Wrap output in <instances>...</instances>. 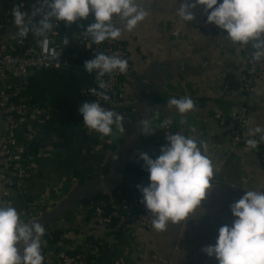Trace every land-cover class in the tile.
Returning <instances> with one entry per match:
<instances>
[{"label": "crops", "instance_id": "0c3cea01", "mask_svg": "<svg viewBox=\"0 0 264 264\" xmlns=\"http://www.w3.org/2000/svg\"><path fill=\"white\" fill-rule=\"evenodd\" d=\"M139 2L146 18L132 31L123 30L119 38L131 73L122 79L119 95L103 106L123 115L125 131L113 126L112 134L101 138L82 121L59 139L47 127L49 110L36 106L8 134L30 177L8 192L7 204L25 222L44 226L45 264H59L68 252L93 256L96 264H147L149 255L161 264H218L201 249L215 244L221 226H231V204L246 191L264 192V165L258 154L246 144H232L229 134L230 118L239 106L248 112L247 134L264 128V75L248 90L243 88L248 44L232 42L221 28L208 23L203 6L192 9L193 21H185L177 15L181 0ZM14 5L29 14L26 20L40 19L31 16L33 6L39 7L37 0H0V44L18 37L11 12ZM89 23L56 21L60 49L66 46L65 38L89 47L92 40L83 34ZM115 25L124 28L119 18ZM40 38L29 32L22 40L32 44ZM27 77L6 70L0 82L14 86ZM227 77L233 81L231 91L225 90ZM184 96L194 100V110L182 115L168 108V99ZM146 118L156 131L147 136L138 124ZM165 119L172 123L161 128ZM175 133L192 136L206 146L202 152L214 165L211 188L186 221L169 223L164 231L154 230L152 224L138 227L135 219L142 193L137 186L150 182L139 153L155 159L154 150L167 143L165 135ZM4 136L0 117V142ZM33 142L44 147L27 151ZM97 196L108 197L123 216L125 226L120 232L118 225L110 229L95 222L92 212L104 204Z\"/></svg>", "mask_w": 264, "mask_h": 264}, {"label": "clouds", "instance_id": "9594fccd", "mask_svg": "<svg viewBox=\"0 0 264 264\" xmlns=\"http://www.w3.org/2000/svg\"><path fill=\"white\" fill-rule=\"evenodd\" d=\"M37 3L39 7L33 6L31 16H39V20H26L29 14L21 5H14L11 10L13 23L18 28L16 35L21 38L27 37L29 32L36 37H46L55 21L71 25L91 16L93 22L83 34L95 44H101L119 39L123 30L132 31L147 16L139 0H37ZM198 5L207 13V22L221 28L232 42L252 43L253 61L264 59V0H181L177 15L185 21H193L192 9ZM114 18L123 22V29L113 23ZM64 43H69L67 38ZM83 68L90 74L96 73L101 90L90 91L108 101L110 97L106 94L103 77L116 71L126 73L128 62L117 55L98 53L95 58L86 60ZM167 106L183 115L195 109V102L188 96L172 97ZM79 113L84 126L101 134V138L111 135L113 126L121 133L125 131L123 115L102 107L99 102L80 103ZM171 123L170 119H165L160 127L166 128ZM138 124L145 136L156 132L148 118ZM258 133H262L260 140H264V128L249 130L250 136ZM165 139L167 143L155 159L147 153H139L150 182L137 188L157 231H164L169 223L184 222L194 214L205 200L214 176V165L204 154L203 143L198 144L194 137L180 133L166 134ZM246 144L249 149H255L258 141L249 139ZM230 210L234 217L231 226H221L215 244L201 251L214 257L218 264H264V192L246 191L230 205ZM44 232L39 222H25L15 207L0 205V264H43L41 237Z\"/></svg>", "mask_w": 264, "mask_h": 264}, {"label": "built area", "instance_id": "2783aa9c", "mask_svg": "<svg viewBox=\"0 0 264 264\" xmlns=\"http://www.w3.org/2000/svg\"><path fill=\"white\" fill-rule=\"evenodd\" d=\"M85 21L93 22V17L90 16ZM115 21L116 18L113 20L114 24ZM54 24L53 30L46 37H41L32 44H25L19 36L11 41L0 44V76L3 77L6 70H10L18 77H26L35 70H49L61 67L64 63L56 59L60 45L56 40V21ZM119 42V39L106 40L101 44H95L90 52L94 56L98 53H104L106 55H117L127 60L128 69L126 73L121 74L116 71L103 77L107 85L106 91L112 94L119 89L122 79L131 73V65L128 61L127 52ZM254 50L252 43H249L245 58L244 90H248L254 80L261 79L264 75L263 59L260 61L252 60ZM94 81L96 82L95 72ZM19 88L20 84L11 86L0 82V115L3 117L5 126V136L0 142V205H8V192L19 182L30 177L27 166L23 164L19 153L10 145L8 139V134L12 131L16 122L20 119L27 118L37 106L29 105L27 99L21 95ZM91 89L93 88L83 90L82 94L89 98V102H99L103 107L107 101L93 94L90 91ZM95 89L101 91L98 88V84ZM247 114V109L244 106H239L232 114L229 131L231 141L234 145H242L246 144L249 139H256L258 145L254 150L258 154L260 162L264 165V140H260V137H253L247 134L245 130ZM111 216L120 217L121 220H124L123 216L117 214V212L110 216H104L101 207H97L93 211V217L99 225H108ZM152 219L153 216L146 209L145 205L140 202L138 204L135 224L141 228H149L152 224ZM59 264H86V262L83 255L77 254L70 256L65 254L61 257ZM147 264L161 263L156 256L149 255Z\"/></svg>", "mask_w": 264, "mask_h": 264}, {"label": "trees", "instance_id": "16d2710c", "mask_svg": "<svg viewBox=\"0 0 264 264\" xmlns=\"http://www.w3.org/2000/svg\"><path fill=\"white\" fill-rule=\"evenodd\" d=\"M94 46L93 41L89 47H85L81 41L68 43L57 53L56 59L64 63L61 67L35 70L25 82L20 84L21 95L27 99L29 105H37L49 110L47 127L55 132L59 139H62L72 126L83 121V117L79 113L80 103L89 102V98L85 97L82 91L97 87L94 81V72L90 74L83 68L86 60L95 58L94 55L90 54ZM225 86L226 91H231L234 88L233 81L228 77ZM118 91L116 90L113 94L106 91V94L111 99L113 95H119ZM42 147H44L42 142H33L29 144L27 151H37ZM159 155L160 150L155 149L154 157ZM97 197L104 202L101 206L104 216H110L116 212L113 203H109L108 197ZM116 201H118L117 198H115ZM117 225L118 232H120L121 228L125 226V222L120 217L111 216L110 223L102 226L111 229ZM77 254L84 256L86 264H96V258L93 256L76 252L67 253L70 256Z\"/></svg>", "mask_w": 264, "mask_h": 264}, {"label": "water", "instance_id": "95a60500", "mask_svg": "<svg viewBox=\"0 0 264 264\" xmlns=\"http://www.w3.org/2000/svg\"><path fill=\"white\" fill-rule=\"evenodd\" d=\"M1 119H2V123L4 124V120H3V117L0 115Z\"/></svg>", "mask_w": 264, "mask_h": 264}]
</instances>
